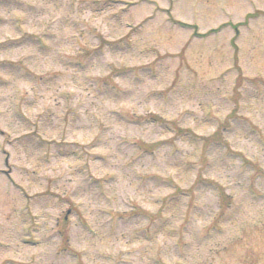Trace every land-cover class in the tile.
Returning a JSON list of instances; mask_svg holds the SVG:
<instances>
[{"label": "rangeland", "instance_id": "obj_1", "mask_svg": "<svg viewBox=\"0 0 264 264\" xmlns=\"http://www.w3.org/2000/svg\"><path fill=\"white\" fill-rule=\"evenodd\" d=\"M249 2L159 0L158 6L157 0H0V125L6 120L9 127L34 128L30 133L38 136L29 133L23 138L32 153L54 146L55 157L74 168L73 175L81 176L79 167H86L75 149L99 147L100 136L112 130L96 116L88 115L99 107L98 101L112 105L104 118L116 125L136 130L155 125L157 135L161 129L173 133L157 144L121 137L117 146L126 156L139 152L134 162L150 158L155 163L157 153L167 149L164 155L172 168L167 177L153 174L138 178L143 179L142 188L153 185L148 193L155 191L156 195L132 204L115 221L104 225L109 233L103 240L129 233L141 248L151 250L154 254L147 264H264V10L245 7ZM170 19L195 24L204 36L195 37L192 29L171 24ZM215 29L218 34L213 33ZM153 35L159 47L144 49L143 63H129L125 57H135L140 42ZM37 38H42L44 47L38 46ZM106 52L120 59L106 62ZM170 60H178L181 67L202 76L207 98L217 97L225 88L230 91V96L221 99L222 104L233 105L225 116L221 117L216 105L206 106L204 123L213 126L208 134L182 128L156 113L137 116L125 109L132 96L144 95L142 85L156 81L161 71L172 67L165 64ZM167 91H151L148 99L163 100ZM249 101L257 102L255 110L246 109ZM81 111L88 115L87 122ZM61 124H71L76 135L63 139L41 135L42 129L55 132ZM97 128L99 134L89 140L88 135ZM0 131L4 132L3 127ZM237 136L239 141L234 140ZM177 142L189 144L190 151L177 148ZM92 155L93 161L107 164L104 155ZM233 161H240L252 172L246 204L238 203L209 176L217 167H236L230 165ZM41 163L47 166L51 160L42 159ZM85 174L88 176V171ZM30 175L33 184L44 182L45 187L34 196L24 195L26 200L46 205L49 200L60 199L53 190L59 178L41 176L36 170ZM237 178L243 179V173ZM89 179L81 191H98L100 198V189L116 181L115 176L100 178L101 182L105 179L101 184ZM5 180L8 184L0 176V196ZM61 202L66 203L65 198ZM72 205L75 208L68 214L67 226L78 215L79 231L73 237L68 227V242L56 233L47 240L60 238L57 257L63 264H83L82 257L88 253L73 249L69 240L81 242L82 237L83 241H93L98 234L74 201ZM67 209L57 222L67 216ZM2 211L0 207V262L31 264L27 259L14 258L16 253L8 255ZM107 215L101 211L102 217ZM24 236L34 243L31 235ZM37 241L41 244L39 240L35 244L20 240V245L37 249ZM122 252L132 255L127 245ZM96 258L111 259L104 253H97Z\"/></svg>", "mask_w": 264, "mask_h": 264}, {"label": "clouds", "instance_id": "obj_2", "mask_svg": "<svg viewBox=\"0 0 264 264\" xmlns=\"http://www.w3.org/2000/svg\"><path fill=\"white\" fill-rule=\"evenodd\" d=\"M157 2L160 6L159 0ZM244 6L264 10V0H260V2L250 0ZM158 47L159 43L153 35L140 42L135 57H125V59L129 63H143L144 54L142 53H144V49ZM113 59L119 60L120 57L113 58L107 52L105 53L106 62H111ZM165 64H171L172 67L167 71H161L156 81H149L147 85H142L144 95L141 96L140 93H137L132 96L125 109L137 116L156 113L166 120L180 123L182 128H190L193 132L199 129L202 133L208 134L213 130V126L204 123L206 106L209 104L216 105L220 109L221 117L225 116L233 105L222 104L221 99L230 96V91L225 88L217 97L209 99L205 91L206 81L202 76H198L187 67H181V62L178 60L166 61ZM261 66H264V62H261ZM173 81L176 83L173 84ZM126 87H131V85H126ZM155 90L170 91H167L163 100L148 99V93ZM97 103L99 107L92 108L88 115L96 116L104 126L111 127L112 130L108 134L100 136L101 144L99 147L84 149L83 151L75 149V151L80 152L83 157L82 163L89 164V169L86 171H90L92 176L116 177L115 182L107 183L100 189L103 192V198H100L99 192L95 190L81 191V188L87 187L84 181L88 179V176L73 175L74 168L66 167L63 160H58L55 157L56 148L54 146L46 152L35 153H32L31 148H26L23 138L31 131H35L34 128L9 127L6 120L0 125L6 133V135H0V168H4V162L8 160L12 167L13 178L21 185V189H16L5 184L3 195L0 196V207L3 210V239L10 246L8 255L16 253L14 258L27 259L31 264H63L57 257L60 238L47 240L48 237H52L58 231L57 219L70 206L68 203L61 202L63 198L75 202L80 213L87 217L90 227L98 234L97 239L93 241H83L82 237L80 238L81 242H77L74 238L69 240L73 249L88 253L87 256L82 257L83 264H120L121 261H128L129 264H147L149 258L154 254L147 248H141L140 244L133 239V234L118 233L117 236L109 240H103L102 238L107 237L109 233V229L105 228L104 225L109 220L115 221L116 216L127 211L132 204L138 203L142 199H151L156 195L155 191L148 193V188H153V185L150 184L148 188H142L143 179L138 178L149 177L153 174L167 177L172 172L171 165L167 163V157L164 155L167 149L157 153L155 163L150 158L146 161L134 162L140 156L139 152H129L126 156L123 152L117 151V146L122 141L121 137L125 140L138 138L148 143L157 144L162 138H169L173 133L164 132L161 129V134L157 135L153 131L155 125L138 130L116 125L104 118L105 113L112 105L100 104L99 101ZM85 107L87 108L88 105L86 104ZM245 107L246 109L255 110L257 102L249 101ZM186 113H194L195 115L186 117ZM81 115L87 122L88 115H85L84 111H81ZM181 121L183 122L181 123ZM216 126H218V123ZM137 132L139 136H137ZM98 134V128L94 129L88 135V139L90 140ZM41 135L63 139L70 138L76 133H74L71 124H61L55 132L42 129ZM239 139V136L234 138L235 141H239ZM176 147L190 151V146L186 142H177ZM85 152L89 155H85ZM95 153L104 155L107 164L93 161L91 155ZM42 159L51 160V164L43 166ZM262 159H264V156H262ZM231 164H235L236 167H217L209 173V176L222 185L226 191L231 192L238 203L246 204L252 172L246 171L240 161L230 162ZM32 170L38 171L41 176H50L53 179L59 178V183L53 190L59 193L60 199L49 200L46 205L25 199V193L31 197L35 193L43 191L45 187L44 182L40 184L32 183L30 175ZM239 173H243V179L238 180ZM238 183L243 184L244 187H237ZM101 211L111 215L102 217ZM78 221L79 217L74 216L68 224L70 235L73 237L79 231L76 227ZM203 222L207 223L209 221ZM33 229H36V231H33ZM26 233H32L31 239L41 241L37 249L24 248L20 245V240L24 238ZM125 245H127L132 255H126L122 252ZM33 252L36 253L35 257H33ZM97 253H104L110 256L111 259L98 260L96 258ZM71 264H79V262L72 261Z\"/></svg>", "mask_w": 264, "mask_h": 264}, {"label": "flooded vegetation", "instance_id": "obj_3", "mask_svg": "<svg viewBox=\"0 0 264 264\" xmlns=\"http://www.w3.org/2000/svg\"><path fill=\"white\" fill-rule=\"evenodd\" d=\"M68 213H70V212H68ZM64 220H67V217L66 216L64 217ZM58 226H59V222H57V229H58V232H59Z\"/></svg>", "mask_w": 264, "mask_h": 264}]
</instances>
